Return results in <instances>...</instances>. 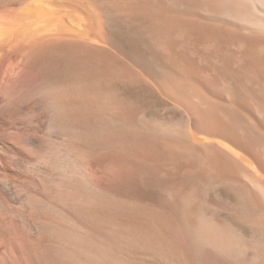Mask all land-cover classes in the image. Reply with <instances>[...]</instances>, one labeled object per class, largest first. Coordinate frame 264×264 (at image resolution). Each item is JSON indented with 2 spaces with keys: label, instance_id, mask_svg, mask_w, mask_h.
Returning a JSON list of instances; mask_svg holds the SVG:
<instances>
[{
  "label": "bare ground",
  "instance_id": "obj_1",
  "mask_svg": "<svg viewBox=\"0 0 264 264\" xmlns=\"http://www.w3.org/2000/svg\"><path fill=\"white\" fill-rule=\"evenodd\" d=\"M0 264H264V0H0Z\"/></svg>",
  "mask_w": 264,
  "mask_h": 264
},
{
  "label": "rangeland",
  "instance_id": "obj_2",
  "mask_svg": "<svg viewBox=\"0 0 264 264\" xmlns=\"http://www.w3.org/2000/svg\"><path fill=\"white\" fill-rule=\"evenodd\" d=\"M151 104H153L152 105V109H154V110H157V107H158V102H156V104H155V102L154 103H152V102H150ZM150 104V105H151ZM168 106V105H167ZM155 112V111H154ZM214 191V192H213ZM213 192V193H212ZM211 193H212V195L214 194L215 196H221L222 197V199H224L225 201L226 200H228L229 201V203H236V201H234L235 200V197H234V195L231 193V192H229L228 190L226 191L224 188L222 189L221 188V190H220V188H216V189H214V190H212L211 191ZM228 198V199H227ZM232 202H231V201ZM227 201V202H228ZM228 210V209H227ZM228 211H230V212H228ZM228 211H226L225 210V208L224 209H221L219 212H218V216L219 217H221V219L222 220H225V221H227V223H230L237 231H239L241 234H243V233H245V235L244 236H246L247 238H250V237H252L253 236V234H252V232L251 231H249L250 229H249V227L244 223V221L241 219V218H239L240 216H238L237 217V215H238V213L237 212H235V211H231V210H228ZM232 212V213H231ZM229 213V214H228ZM234 213V214H233ZM236 214V215H235ZM236 217V218H235ZM238 218H239V220H238ZM227 219V220H226ZM248 228V229H247ZM249 231V232H248ZM252 235V236H251Z\"/></svg>",
  "mask_w": 264,
  "mask_h": 264
}]
</instances>
